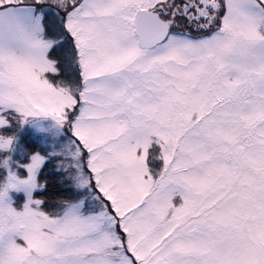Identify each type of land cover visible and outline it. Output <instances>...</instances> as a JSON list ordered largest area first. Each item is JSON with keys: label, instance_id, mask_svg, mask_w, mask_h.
<instances>
[{"label": "snow or ice", "instance_id": "obj_1", "mask_svg": "<svg viewBox=\"0 0 264 264\" xmlns=\"http://www.w3.org/2000/svg\"><path fill=\"white\" fill-rule=\"evenodd\" d=\"M0 264H264V0H0Z\"/></svg>", "mask_w": 264, "mask_h": 264}]
</instances>
